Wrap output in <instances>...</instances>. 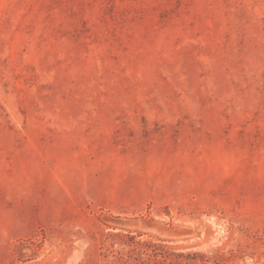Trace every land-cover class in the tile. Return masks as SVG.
<instances>
[{"label":"rangeland","instance_id":"obj_1","mask_svg":"<svg viewBox=\"0 0 264 264\" xmlns=\"http://www.w3.org/2000/svg\"><path fill=\"white\" fill-rule=\"evenodd\" d=\"M0 264H264V0H0Z\"/></svg>","mask_w":264,"mask_h":264}]
</instances>
